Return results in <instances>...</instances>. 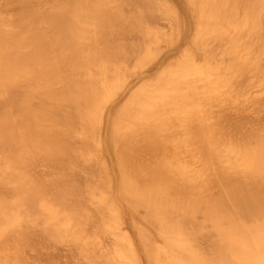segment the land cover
I'll list each match as a JSON object with an SVG mask.
<instances>
[{
    "label": "bare ground",
    "instance_id": "bare-ground-1",
    "mask_svg": "<svg viewBox=\"0 0 264 264\" xmlns=\"http://www.w3.org/2000/svg\"><path fill=\"white\" fill-rule=\"evenodd\" d=\"M2 1L1 16L5 11L11 12L9 7L12 5L9 4L17 3L13 15L18 17L12 15L13 23H19L15 21L19 17H28L23 20L29 25L30 19L32 27L27 28L25 24L22 27L27 30H24L20 28L21 22L15 24L26 31L20 34L18 28L9 26L20 33L11 30L9 24L5 25L6 20L0 16V250L3 249L0 252L4 253L0 254V264H10L9 254L12 260L16 256L18 260L24 258L21 263L25 260L24 264H30L35 260L33 256L40 258L49 254L52 248L51 254L45 255L46 258L41 256L35 262L49 258L52 264L64 261L66 264V260L60 262L61 258L71 255L77 264H264V122L260 121L263 126H259L260 122L258 124L253 116L250 117L257 127L249 124L251 121L246 118L244 122L242 118L241 122H234V117L222 124L224 126L218 123L222 126L219 127L216 115V122L212 119L216 124L206 122L209 117L205 118L204 110L210 109L209 102L208 105L204 103L208 108L201 104L206 98V101L213 100V94H208L210 98L207 96V89L213 92L217 85L213 83L222 80L220 75L216 77L222 69L223 76L224 69H228V74L241 69L239 75L236 73L238 78L244 74L246 64L243 63L248 62L250 53L246 56L247 61L245 57V62L240 59L243 63L238 57L235 58L238 62L232 59L238 54H234V51L238 52L234 48L242 42L235 40L237 44H234L233 40L231 44L235 47L230 45L233 48L229 47L228 52L222 50L234 54L227 56L232 62L222 56L221 59L229 62L227 64L215 59L220 50L215 53L218 45L215 44V48L211 45L217 37H222L221 43L231 40L229 34L223 41L232 29L222 33L224 36L221 32L227 25L232 28L237 24L232 22L237 19L233 14L238 12L234 10L241 0ZM244 1V5L250 4L249 10L242 3L239 6L246 8V12H241L249 19L241 15L246 20H242L244 24L239 27L248 32V23H252L248 21L255 15L259 18L262 11L264 13V0ZM165 2L172 6L171 10ZM228 3L232 5L228 6ZM15 4L12 8L17 6ZM178 11L183 17V25L180 29V22L173 26H178L176 33L177 28L173 29L172 23L179 21ZM18 12H25L26 16L24 13L20 16ZM204 12L210 13V23L203 24L206 20L202 21ZM228 12L232 15H225ZM262 15L259 19L263 22ZM229 16H234L231 17L233 20ZM41 22L46 23L45 27ZM239 24L233 30H242L238 28ZM260 24H250V27H260ZM168 28L174 32L170 34ZM261 29L260 32L253 31V35L261 33ZM241 32L238 33L243 37ZM172 33H176V37ZM236 36L239 35H234L238 39ZM211 37L215 39L211 41ZM221 43L220 49L224 44ZM254 44L256 51L263 43ZM244 45L241 47L245 48ZM252 46L249 44L248 47ZM193 49L202 56L204 54L206 65L195 63L200 55L197 53L195 58ZM254 63H250L253 73L257 66L261 68L259 62L258 65ZM248 66L244 71H248L247 74L250 73L246 70ZM212 74L218 79L216 82ZM228 76L224 77L226 82H221L233 83L227 91L226 86L222 87L221 91L225 89L222 97L236 82L235 74L234 78ZM255 76L250 77L254 79ZM261 76L257 77L261 79ZM208 77L214 82L206 81ZM249 79H238L236 84L241 80L247 81L246 84ZM209 84L210 87L214 85L213 89ZM262 87L260 91L264 90ZM244 89L245 92L248 90ZM230 91L231 97L233 92ZM234 93L236 95V91ZM218 97V103L222 101L223 104L225 98ZM195 98L199 101L193 103ZM198 103L203 113L201 109L198 111L195 105ZM220 103H216L219 108ZM169 106L175 111L171 113ZM191 106L193 109L196 106L198 115L192 109L195 116H191L192 112L188 111ZM230 106L229 103V109ZM228 108L232 114L233 110ZM214 110L213 113L220 111ZM173 111L179 114L176 112L172 117ZM223 114L220 116L224 117ZM174 121L179 125L174 126ZM178 133L184 134V145ZM176 138H181L180 144L184 146L181 151L177 149ZM35 155H42L43 160L40 157L38 160ZM32 161L37 164L40 161L41 165L50 161V166L38 168L40 164L35 165ZM22 168L30 173H27L28 180L25 177L23 181L21 177L19 182L15 176ZM37 192H43L47 201L40 196L37 199ZM46 193L52 194L53 199ZM41 233L44 236L52 234L48 239L43 236L46 248L42 242L38 244L42 252L35 245L39 240L34 239L35 236L43 241L39 238ZM67 234L71 236L67 237ZM11 235L17 237L14 240L16 244L19 241L18 245L24 240L34 243L33 255H24L32 248L22 244L24 251L20 249L22 246H15L21 252L12 248L18 252L12 256L14 252L10 248L14 245L11 243L15 242ZM60 237L62 241H56ZM50 238L56 245L57 242L62 245L64 241L62 251L57 250L59 244L55 246L57 248L55 244L51 245ZM20 239L23 240L21 243ZM4 240L8 241V246ZM6 249L12 252L7 255ZM35 249L41 254H34ZM14 260L12 264L16 263ZM70 262L67 264L75 263Z\"/></svg>",
    "mask_w": 264,
    "mask_h": 264
},
{
    "label": "rangeland",
    "instance_id": "rangeland-1",
    "mask_svg": "<svg viewBox=\"0 0 264 264\" xmlns=\"http://www.w3.org/2000/svg\"><path fill=\"white\" fill-rule=\"evenodd\" d=\"M239 1H240V0H239ZM243 1H244V0H241L240 3H238L237 5L239 6ZM0 2L2 3L3 1L0 0ZM167 3H168V2H167ZM167 3L165 2V4H166L167 6L169 5V10H171V9H172V6H171L170 4H167ZM245 3H246V1H244V4H245ZM14 4H15V3H14ZM14 4H9V6H11V5L14 6ZM16 4H17V3H16ZM16 4H15V5H16ZM230 4H231V3H230ZM244 4L242 3V5H244ZM231 5H232V4H231ZM231 5H229V3H228V6H231ZM237 5H236V6H237ZM242 5H241V6H242ZM12 6H11V8L9 7V9H10L11 12H6V11H5V12H3V16H4V17L1 16V15H0V16H1L2 18H4V20H6V21H5V25H8V24H9L8 27L11 26V27H14V28H16V29L18 28V30H19L20 32H22V33H20L19 31H17L16 29L14 30L13 28L9 27L11 30L17 31V32H19L20 34H25L26 31H24V30H27V29H25V27H27V28H28V26H29V27H32V25L30 24L31 20H30V19H29L30 21L28 20L29 25H27V24H26L27 21H24V20H27L26 18H28V17H26V18L19 17V18L16 19L15 21H16V22H19V23L21 22V23H20V24H19V23H13V19L11 18L12 15H13V12H14L13 9H17V8H18V4H17V6H15V8H12ZM170 6H171V7H170ZM238 6L236 7V10H234V12H235V11H238V12L233 14V15H235V18H236V16H237V19H234V20H233V19H231L232 16H231V17L229 16V17H230V20H233L232 22L235 21V23H237V24H239L242 20H244V19L246 20V18H248V16L245 15L244 12H241V11H245V12H246V8H247V7H248V9H247V11H248V10H249V6H250V4H249V6H247V4L244 5V7L246 6V8L243 7L245 10H244L243 8H240V6H239V8H238ZM228 8H229V7H228ZM228 8H227V9H228ZM230 8H231V7H230ZM230 8H229V9H230ZM9 9H8V11H9ZM237 9H238V10H237ZM239 9H240V11H239ZM230 10H231V9H230ZM16 11H17V10H15V13L17 14ZM231 12H233V11H231ZM231 12H228L229 14H225V13H224V14H225V15H230ZM1 13H2V12H1ZM15 13H14V14H15ZM22 13H24L23 16L25 17V16H26V15H25L26 13H25V12H22ZM22 13H21V12H18V15L20 14V16H21ZM171 13H172V12H171ZM177 13H178V14H177ZM177 13H175V14H177V18L179 17V18H178L179 21L177 22V24H175V23H174L175 21H174V22L172 23V27H173L174 25H175V26L178 25L179 22H180V24L183 22V21H182V20H183V19H182L183 17L181 16L180 12L178 11ZM204 13H205V15H204L202 21H203L205 18H206V20H205V22L203 21V24H204V23H210V22H211V18H210V16H208V15H210V13H209V14H208V12H204ZM226 13H227V12H226ZM238 13H240V15H239ZM242 13H243V14H242ZM247 13H248V12H247ZM247 13H246V14H247ZM262 13H263V11H262ZM262 13L260 14V17H259V18H261ZM166 14H167V13H166ZM168 14H169V13H168ZM206 14H207V15H206ZM231 15H232V14H231ZM241 15H242V16H246V18H245V17H241ZM13 16L18 17L17 15H13ZM169 16H171V14H169ZM238 16H239V17H238ZM263 16H264V13H263V15H262V20H263V22L261 21V19L258 18V15H257V17H256V15L253 16V18H254V17H255V18H258V19L260 20V23H261V24L258 22V19L255 20V18H254V19L251 18V20H249V21L247 20L248 22H251V21H252V23H250V24H252V26H254V25H256V24H260V27H258V25H257L256 28H255V27L251 28L252 26L248 23L249 26H247L248 28L246 27L247 29H249L248 32H247L245 29L240 28V27L243 26V24H244L243 21L238 25V28L242 29L243 31H242V30H240V31H239V30H238V31H237V30H233V29L235 28L234 26L237 27V24H236V25L234 24V26H233V24H232V26H233L232 28H230V26L227 25L226 28H225V29H227V30L222 29L223 32H221V34H222V33H225V34H226L228 31H230V30L232 29L230 32H228V33L225 35V38L223 37V38H224L223 41H225V40H227V39H226V36L230 34V35H231V36H230L231 40H230V41L228 40L229 42H228V41H225V42L222 41V42L224 43V44H223V43H221L220 38H222V37H220V36H221V35H220V36H219V37H220L219 39H217V38H218V37H217V38H216V41L213 40V41H215V43H214V42H212V43L210 42L211 45H213V46H212L213 48H215V46H214L215 44L218 45V47L216 46V48H215L216 50L214 49V52H215V53L218 52L219 50L221 51V52H220V51L218 52V53H219L218 57H220V55H221L220 58L216 57V55H217L218 53L215 54V57H216L215 59H218V60H219V61H218V60H216V61H218V62H222V60H223V59H221L222 56H223V57L226 56V58H227V56L229 57L231 54H233V53H227V54H226V53H224V52H226V51L228 52V50H229L230 48H233V47H230V45H232V46L235 47L236 45H233V43H234V44H235V43L237 44L236 41H239V43L242 42V43H240V44H242V45H244V44L246 43V44L244 45L245 48H242V47H241L242 45H239V44H238V45L242 48V50H245V52H247V53H246V54H245V52L243 53L242 50H241V51H242V52H241L240 49H239L240 47H238V45H237V46L234 48V50L236 49L238 52H235V51H234V54H236V53H238V54L243 53V55L241 54L243 57L240 56V55L237 56L238 54H236L235 56H234V54H233L231 57L234 56V58H232V59H234L235 62H238V59H239V60L242 59V60L244 61V57H245V59H246V56L248 55V53L252 54V53L255 51L254 49H256V48L254 47V49H253V46H252V45L256 46V44H254V42H257V45H258V43H259V44H262V43H263V44L261 45V47H259L260 45L257 46L258 49L255 51V54H257V55L252 54L251 56H249V55H250V54H249V55L247 56L248 62H245V61H244L245 63H243L242 60H240V62L243 63L244 65L246 64L247 66L250 65L251 62H252V64H253L254 62H255L254 64H256V63L259 62V63H260V66H259V67H261V68L263 67V68H264V65H263L264 62L262 63V57L264 58V56H262V54L264 53V50H263V49H264V47H263V46H264V41H263V40H262L263 42H262V41H259V42H258V41H255V39H258V40H260V39H262V38L264 39V37H263V36H264V35H263V34H264V31H263V30H264V24H263V23H264V19H263L264 17H263ZM16 17H15V18H16ZM208 17H209V18H208ZM240 17H241V18H240ZM13 18H14V17H13ZM15 18H14V19H15ZM207 18H208V21H207ZM232 18H234V16H233ZM11 19H12V20H11ZM20 19H22V21H21ZM23 19H24V20H23ZM225 19H226V18H225ZM228 19H229V18H228ZM238 19H241V20H239V22H236ZM248 19H249V18H248ZM18 20H19V21H18ZM180 20H181V21H180ZM230 20H229V21H230ZM11 21H12L13 24H12V23H11V24H10V23H7V22H11ZM202 21H201V22H202ZM24 22H25V23H24ZM232 22H231V23H232ZM244 22H245V21H244ZM255 22H256V24H254ZM242 23H243V24H242ZM15 24H19V25H21V27H20V26H19V27H20V28H24V30H21V29L18 27V25L16 26ZM25 24H26V25H25ZM45 24H46V23H45ZM45 24H42V22H41V25H43L44 27H45ZM180 24H179V27L177 26L179 29L182 27L183 23H182L181 25H180ZM241 24H242V25H241ZM253 24H254V25H253ZM262 24H263V26H262L263 29H261V25H262ZM24 25H25V27H22V26H24ZM47 25L49 26V24H47ZM240 25H241V26H240ZM239 26H240V27H239ZM250 26H251V27H250ZM172 27H171V28H172ZM177 27H175V28L173 27V29H176ZM46 28H49V27L46 26ZM178 28L176 29V33H177V30H179ZM213 28H214V26H212V29H213ZM254 28H255V29H254ZM169 29H170V28H168V31H170V34H171V32H174V31H171V30H173V29H170V30H169ZM228 29H230V30H228ZM236 29H237V28H236ZM251 29H253V30L251 31ZM259 29H261V33H259V32H260ZM256 30L259 31V32H255L256 35H253V34H254L253 31H256ZM23 31H24V33H23ZM213 31H214V30H213ZM226 31H227V32H226ZM234 31H237V32H236L237 34H235ZM241 31L243 32V34H241V35H243V37H242V36L240 37V33H238V32H241ZM244 31H245L246 33H244ZM262 31H263V33H262ZM215 32H216V31H215ZM242 32H241V33H242ZM250 32H251V33H250ZM176 33H175V34L172 33V36L177 35ZM249 33H250V35H249ZM257 33H258V35L260 34V36H261V34H262V37L259 38L258 35H257ZM244 34H245V35H244ZM234 35H239V36H236V38H238V37H239V38H242V39H244V41H243L242 39L239 40V38H238V39H235V38H234ZM248 35H249V37H248ZM222 36H224V35L222 34ZM245 36H246V37H245ZM254 36H255V38H252V37H254ZM174 37H176V36H174ZM227 37H229V36H227ZM257 37H258V38H257ZM212 38H213V37H211V41H212ZM246 38H248L249 41H248V40L246 41ZM249 38H251V39H253V40H251V39H249ZM213 39H215V38H213ZM228 39H229V38H228ZM218 40H220V41H218ZM233 40H234V42L231 44V42H232ZM235 40H236V41H235ZM217 41H218V42H217ZM245 41H246V42H245ZM250 41H251V42H250ZM252 41H253V42H252ZM219 42L221 43V45L223 44V45H226V46H224V48H223V45H222V46H221L222 49H220V47H219V46H220V45H219ZM247 42H248V43H247ZM260 42H262V43H260ZM213 43H214V44H213ZM229 43H230V44H229ZM243 43H244V44H243ZM251 43H252V44H251ZM227 44H228V47H227ZM249 44H250V46H252V48H251V47H248ZM247 45H248V46H247ZM244 46H243V47H244ZM246 46L250 49L249 52H248V49H246V48H247ZM226 47H227L228 49H226ZM229 47H230V48H229ZM237 47H238V48H237ZM262 47H263V49H262ZM224 49H225V50H224ZM259 49H260V51H259ZM261 49L263 50L262 53H261V51H262ZM222 50H223L224 52H222ZM193 51H194V54H195V55L193 54L194 57H195V56H198L199 52H195V51H197V50H195V49H193ZM257 51H258V52H257ZM240 52H241V53H240ZM192 53H193V52H192ZM197 53H198V54H197ZM220 53H223L224 55H223V54H220ZM259 53H261V55H260ZM225 54H226V55H225ZM228 54H229V55H228ZM199 55H200V54H199ZM263 55H264V54H263ZM199 57L201 58V59L198 58L199 60H198V59H197V60L195 59V58H197V57L194 58V59H195V63L206 65L205 62H206L207 59H206V58H203V57H205L204 54H203V56H202V53H201V55H200ZM236 57H238L237 60H235ZM250 57H251V60H250ZM256 57H257V59H256ZM220 59H221V60H220ZM230 59H231V58H230ZM230 59L227 58V59H225V60H228V61L230 62ZM232 59H231V62L233 61ZM247 59H246V61H247ZM252 59H254V60L256 59V60L254 61V60H252ZM258 59H259L260 61H259ZM263 60H264V59H263ZM223 61H224V60H223ZM228 61H224V63L226 62L225 64H227V63H229ZM256 61H257V62H256ZM240 62H239V63H240ZM215 63H216V62H215ZM241 63H240V64H241ZM248 63H249V64H248ZM261 63H262V64H261ZM252 64H251L250 66H248V68L246 69V70H248V69L250 70V73H249V74L246 73V72H248V71L244 72V71H245V68H246V67H245L246 65L244 66V69H243V70H244V71H243L244 74L241 72V73L243 74L244 77L247 76V77H245V78H248V77H250V76L254 77V76L256 75L254 79H253L252 77H250L251 79L248 78L249 81L251 80V82L248 81V83H246V84H248V85L250 84L249 87H248V85L245 84V82H247V81H244V83L242 82L243 79H244V80H248V79L243 78L242 75H240V76H242V77H240V78H238L239 76H238V77L236 76V75H237L236 73H238V75L240 74V71H242L241 69H238V68H237V70H239V71H237L236 73H234L235 76L237 77V78L235 79L236 82H237L238 79H239V81H240V79L242 78L241 82L243 83V84H242V83L240 82V83H241V84H240L239 81H238V83H239L240 85H242V87H239V84L237 83V84H238V86H237L236 82H234L235 85L233 84V87H232V88H229L233 93L236 91V95H237V97H236L235 93H234V94L231 93V97H230V94L228 93L230 90H228L227 93L225 92L226 95L223 94V96L225 95L226 97H225V96L222 97V94H221V93H223V91L225 90V89H224L225 86L227 87V88H226V91H227L228 87L233 83L232 81H230V79L232 80V79L235 77L234 74H232V73L235 72V71H233V72L230 71L231 73L228 74V73H229L228 69H224V70H226V72L224 71L225 74H227V75H229V76H232V75H233V76H232L233 78H231V77H230V79L227 78V79H229V80H227V81H228V82L230 81V82H229V85H227L226 83H222V82H221V81H225V82H226V79L224 80V77H225V78L227 77V75L225 76V74H224V76H223V73H222V70H223V69H222L220 72H218V73H220V74H218V73L216 74V77H217V75H218V76L220 75V76H219V77H220L219 79H222V80H218V79H217L218 82L220 81V83L217 82V83H213V84H214V85H215V84H217V85L220 84L221 86H219V87H215V86H217V85L214 86V85L212 84V86H214V89H213L212 86H211L212 88L210 87L211 84H209V87H210L211 89H213V92H212V91H209V90L207 89V91L209 92V93H207V96H208V94H209V96H210L211 94H213L212 97H213L214 103H213V100H211L212 105L210 104V103H211L210 100H209V101H206V100H208V98H206V96H205L206 93H205V95H204V98H206L205 101H203L204 99H203V100L201 99V100L203 101V103H201V102H200V103H201V104H204V103L209 102V107H210V109H209L205 104H204L205 106H204L203 108H208V110H211V111H212V109H213V110H214V109H215V110L220 109V111L218 110L220 113L217 112V111H215V110H214L215 113H213V111H212V112H208L207 109H206L207 112L204 110V114L207 115L205 118L209 117V120L206 119V120H207L206 122H208V121L212 122L213 120L215 121V118H218V120L221 121V122H218V120L216 119V120H217V124L215 123L216 121H215V122L213 121L212 123H215L216 125H218V123H221V125H222V124L225 125V124H226L225 122L228 123V122H229V119H230V121H231V120H233L234 117H235L234 120H233L234 122H236V121L238 122V120L240 121L241 118H242V120H243V121H242V120H241V121L244 122V119H245V118H246L248 121H251V118H250V117H252V116H253L252 118H254V120L257 121L258 124H259V122L262 121V120H263L262 122H264V119H260V120H258V118H260V117L264 118V114H263V116H261L262 113H264V112H263L264 109L262 110V109L259 108V107L264 108V107H262V106H264V93H263L264 90L260 91L261 87L264 85V83H263L264 73L261 72V71H262L261 68H257L258 66H257L256 68L253 67V68H255V71H254V73H253V69H251L252 66H253ZM211 65L214 66V62H212ZM256 65H258V64H256ZM256 65H255V66H256ZM205 67H206V66H205ZM208 68H209V67H208ZM241 68H242V67H241ZM263 68H262V69H263ZM205 69H206V68H205ZM256 69H259L260 72L257 73L256 71H258V70H256ZM251 70H252V71H251ZM263 70H264V69H263ZM227 71H228V72H227ZM221 73H222V74H221ZM261 73L263 74V76H261ZM213 74H215V73H213ZM213 74L211 75V77H214V81H215L216 79H215V76H213ZM253 74H255V75H253ZM204 75H205V74H204ZM259 75L262 77L261 79L258 78ZM229 76H228V77H229ZM257 76H258V77H257ZM257 78H258V79H257ZM22 79H23V78H22ZM211 79H212V80H209V77H208L206 81H209V82L212 83L213 78H211ZM259 79L261 80V82H262L263 84H261V82L259 81ZM20 80H21V78H20ZM217 80H216V81H217ZM235 80H233V81H235ZM257 80H258V82H257ZM206 81H205V84H207ZM214 81H213V82H214ZM216 81H215V82H216ZM255 81H256L257 84L254 83ZM209 82H208V83H209ZM228 82H227V83H228ZM231 82H232V83H231ZM252 82H253V83H252ZM221 83H222V84H221ZM200 84H201V83H200ZM252 84H256V85H255V86H254V85L251 86ZM259 84H260V85H259ZM261 85H262V86H261ZM231 86H232V85H231ZM234 86H235V87L237 86V88L239 87V89H241V90H240L241 92H239V89L236 90L237 88L235 89V91H233L234 88H235ZM243 86H244V87H243ZM256 86H257V87H256ZM209 87H207V88H209ZM222 87H224V88H223V91H221ZM210 88H209V89H210ZM215 88H216V90H215ZM218 88H220L219 91H221V92L218 91ZM244 88H247L248 90L245 92L246 89H244ZM251 88H252V90H250ZM257 88H258V89H257ZM263 88H264V86L262 87V89H263ZM253 89L257 91L258 96H257L256 93H255V95H254V92H255V91H253ZM214 90L216 91V93L218 92V95H216V93H215ZM243 90H244V91H243ZM207 91H206V92H207ZM231 91H230V92H231ZM237 91H238V92H237ZM242 91H243V92H242ZM248 91H251V92H248ZM252 91H253V92H252ZM259 91H260L262 94H261ZM210 92H212V93H210ZM214 93H215V94H214ZM240 93H241V94H240ZM242 93H243V95H242ZM244 93H245V94H244ZM219 94L221 95V98H222V99L225 98V100H226V99L228 100V101H227V100H226V101L223 100V102H224L223 104H224V105L222 104V101H221V103L219 102L220 105H222V106H220L221 108L218 107L217 104H219V103H218V101H217V99H216L217 96L220 97ZM238 94H240V95H238ZM247 94H248V95H247ZM252 94L255 96V98L253 97ZM260 94H261V95H260ZM215 95H216V96H215ZM232 95H233V96H232ZM246 95H247V97L249 98V100L247 99ZM249 95H250V96H249ZM251 95H252V97H251ZM209 96H208V97H209ZM228 96H229V97H228ZM243 96H245V97H243ZM262 96H263V98H262ZM3 97H4V96H3ZM212 97H211V99H212ZM219 97H218V98H219ZM232 97H233L234 99H233ZM242 97H243V98H242ZM250 97H251V100H252V99L255 100L256 98H257V99L255 100V102H254L253 100H252V102H251ZM209 98H210V97H209ZM221 98H219V99H221ZM237 98H238V99H237ZM239 98H240V99H239ZM261 98H262V99H261ZM196 99H197V98H195V100L192 101V102H193V103H196V102L199 101V100L196 101ZM222 99H221V100H222ZM229 99L232 101V103H231V101L229 102ZM235 99H236V100H235ZM241 99L243 100V101H242L243 103L245 102V103H244L245 105H244L243 107H241V106L243 105L242 102H241ZM258 99H260V100H258ZM215 100H216V103H217V104L215 103ZM233 100H234L236 103H235ZM239 100H240V102H239ZM261 100H262V102H261ZM195 101H196V102H195ZM246 101H249L251 104L248 102V103H249V106H248V103H247ZM192 102H191V104H192ZM228 102L231 104L230 109L228 108V106H229V103H228ZM238 102H239L240 104H239ZM256 102H258V103H256ZM225 103H226V104H225ZM253 103H255V104H253ZM191 104H189V105H191ZM198 104H199V103H198ZM198 104H195V105H197V107H198V111H200V109H201V111H202V113H203V110H202V108H201V107H202L201 104H199L200 107L198 106ZM214 104L217 105V106H215ZM227 104H228V106H227ZM238 104H239V106H238ZM193 105H194V104H192V106H193ZM207 105H208V103H207ZM213 105H214V106H213ZM225 105H226L227 107H225ZM232 105H233V106H232ZM235 105H236V106H235ZM251 105H253V106L250 107ZM254 105H255V106H254ZM259 105H260V106H259ZM171 106H172V105H171ZM171 106H169V109H171ZM174 106H175V105H174ZM192 106H191V109L189 108L190 110L188 109V111L192 112V113L189 112L190 114H192L191 116H195V115H193V110L195 109L194 113L196 114L197 109H196V106H195L194 109H193L194 106H193V107H192ZM223 106H224L226 109L223 108ZM245 106H246L248 109H247ZM175 107H176V106H175ZM175 107H174V109H175V110H178L177 107H176V108H175ZM189 107H190V106H189ZM235 107H236V108H235ZM238 107H239V108H238ZM240 107H241V108H240ZM253 107L255 108V111H254V108H253ZM227 108H228L229 110H233V111H232V114H231V111L229 112V111L227 110ZM231 108H232V109H231ZM234 108H235L236 110H235ZM242 108H243V109L245 108L244 110H246V113H247V114L245 113L244 110H242ZM250 108H251V109H250ZM258 108H259V109H258ZM174 109H173V107H172V109L170 110V112L172 113V110H174ZM192 109H193V110H192ZM222 109H224V110H222ZM237 109H238V110H237ZM257 109H258V110H257ZM175 110H174V111H175ZM226 110H227V111H226ZM250 110H251L252 112H251ZM174 111H173V114H170L171 116H172V115L175 116L174 113H176L177 111H176V112H174ZM188 111H187V112H188ZM221 111H222L223 113H225V114L222 113V114L224 115V117H223V116H222V117L220 116V115H222V114H221ZM237 111L240 112V113H241V111H242V112H244V114L241 115V114H239ZM247 111H249V112H247ZM253 111H254L255 113H257L258 115L255 114ZM261 111H262V113L260 114ZM168 112H169V110H168ZM226 112H227V113L229 112V114H227ZM177 113L179 114V112H177ZM177 113H176V114H177ZM198 113L200 114L199 116L202 115L200 112H198ZM209 113H212L211 115H214V116H212V117H211V115L209 116ZM249 113H250V114H249ZM251 113H253V115H252ZM226 114H227V115H226ZM196 115H198V114H196ZM215 115H216V117H215ZM218 115H219V116H218ZM228 115H229V117L231 116L232 119L229 118ZM202 116H203V115H202ZM202 116H201V117H202ZM204 116H205V115H204ZM226 116H227L228 118H227ZM236 116H237V117H236ZM246 116H247V117L249 116L248 118H249L250 120H249ZM255 116H256V118H255ZM172 117H173V116H172ZM172 117H170V118H172ZM214 117H215V118H214ZM219 117H220L221 120L219 119ZM225 117H226L228 120L225 119ZM243 117H244V118H243ZM257 117H258V118H257ZM174 118H175V117H174ZM222 118H223V120H222ZM172 119H173V118H172ZM212 119H213V120H212ZM236 119H237V120H236ZM256 119H257V120H256ZM174 120H175V119H174ZM224 120H225V121H224ZM226 120H227V121H226ZM172 121H173V120H172ZM222 121H223V122H222ZM241 121H240V122H241ZM255 121H251V122H249V124H250V123H251L252 125L255 124V125H257V127H258V124H257ZM176 122H177V121H176ZM176 122L174 121V123L176 124V125H174V126H177V124L179 125V123H176ZM254 122H255V123H254ZM262 122H260L259 126L263 124ZM174 123H172V124H174ZM261 123H262V124H261ZM170 124H171V123H170ZM213 125H214V124H213ZM221 125H220V126H221ZM224 125H222V126H224ZM263 125H264V124H263ZM263 125H262V126H263ZM218 126H219V125H218ZM220 126H219V127H220ZM222 126H221V127H222ZM225 127H226V126H225ZM255 127H256V126H255ZM181 128H182V127H181ZM261 128H262V127H261ZM261 128H260V129H261ZM176 134H177V133H176ZM179 135H181V134L178 133V136H179ZM182 135H184V134L182 133ZM182 135L179 136V137L182 138V137H183ZM185 135H186V134H185ZM178 136L176 135V137H178ZM185 137H186V136H184V138H185ZM181 138H179V139H181ZM179 139L176 138V139H175V142H176V140H177V142H179V144H177V145H179V146H177V147H179L180 149H179V148H177V149L181 151V149L184 148L183 145H184L186 139H183V138L181 139V140H182L181 143H183V145L180 144V141H181V140H179ZM178 140H179V141H178ZM182 146H183V147H182ZM179 155H180V154H179ZM36 156H37V155H35V158H37V159L39 160L38 157H40V156H42V155H40V156L38 155V157H36ZM44 156H45V155H44ZM180 156H181V155H180ZM47 157H48V156H47ZM42 158H43V156H42ZM45 158H46V156H45ZM45 158H44V159H45ZM46 159H47V158H46ZM48 159H50V158L48 157ZM48 159H47V160H48ZM181 159H182V158H181ZM184 159H185V158H184ZM38 160H37V161H38ZM40 160L42 161L43 159H41V157H40ZM182 160H183V159H182ZM45 161H46V160H45ZM32 162L35 163V165H38V166H39V164H40V163H39L40 161L38 162V164H37V162H34V161H32ZM43 162H44V161H43ZM49 162H50V161H49ZM49 162H48V163H49ZM41 163H42V162H41ZM44 163H45V162H44ZM48 163H47V162H46V164H43V163H42L43 165L40 164V166H39L38 168H42V167H44V165L47 166V165H49ZM41 166H42V167H41ZM49 166H50V165H49ZM49 166H48V167H49ZM31 167H34V166L31 164ZM35 167H36V166H35ZM11 168H12V167H11ZM31 169H32V168H31ZM33 169H34V168H33ZM20 170H21V171H18V172L16 173V176H15L16 179L18 178L17 180H18L19 182L22 181V179H23V181H25V177H26L27 180H28L29 174H27V173H30V172L28 171V169H24V170H23V168H22V169H20ZM24 171H25L26 173H25ZM20 172H21V173H20ZM24 173H25V174H24ZM17 175H19V177H17ZM21 177H23V178L21 179ZM27 180H26V181H27ZM200 186H202V185H200ZM200 188H201V187H200ZM47 193H48V192H47ZM47 193H46V196H50L49 198L51 199V198H52V194L49 193L50 195H47ZM35 195H36V194H35ZM41 195H42V196H43V195L45 196V194H44L43 192H42V194H41V192H40V193L37 192V199L41 197L42 199L44 198V200H46V199H45L46 197H44V196L42 197ZM39 196H40V197H39ZM49 198L47 197V199H49ZM52 199H53V198H52ZM46 201H47V200H46ZM53 201H54V200H53ZM50 202H52V200H50ZM52 203H53V202H52ZM56 203H57V202H56ZM54 204H55V203H54ZM55 206L57 207V204H55ZM24 212H25V211H24ZM41 234H42V233H41ZM55 234H56V233L53 234V237H54ZM51 235H52V234H51ZM51 235H48V236L50 237ZM65 235H66V234H65ZM67 235H68V234H67ZM69 235H70V234H69ZM69 235H68L67 237H69ZM40 236H41V235H39V238H43V241H42L41 239H37V237L35 238V236H34V239H35V240H39V242H37V241H36V242H35V241H32V242L37 243V244H35V245H37V249H38V246L40 245L41 242H42L41 245L43 246V244H44V246H45V242H44L45 239H44V237H45V238L47 237L46 239L49 238L48 236H44L43 234H42V237H40ZM43 236H44V237H43ZM58 236H59V235H58ZM62 236H64V235H62ZM62 236H61V237H62ZM70 236H71V235H70ZM9 237H10V236H9ZM14 237L17 238L15 235H14V236L11 235L12 242H15V243H11V244L14 245V247H11V245H10L11 248H10V247H7V248H10V249L14 248V249H16L17 247H15V246H18V248L22 246V247L20 248L21 251H22V250H23L22 248H23V246H24V245H22V244H25V245H26L27 247H29L30 249L32 248L31 250H28L29 252H28L27 254H26V251H25V253H24V255H29V254L32 252L33 248L35 247V246L32 247V244L34 245V243L31 244V243H30L31 241L26 242L27 240H24L26 243H25L23 240H22L23 243H21L22 241H21V239H20V243H21V245H20V244L18 245V242H19V241H17V244H16V240H14ZM55 237H57V236H55ZM61 237H60V238H57V239L55 238L56 241H57L58 239H59L58 241H60V240H61ZM67 237L64 236V238H67ZM11 238H10V239H11ZM51 238H52V237H51ZM51 238H50V240H49V241L51 242V245L53 246V244H55V245H54V247H55V246H57V245L59 244V246H57L58 248H57V247H55V248H57V250H58V249H61L60 251H62V248H61V247L63 246L64 241H63V243H61L62 245H60L59 242H57V245H56V243H53L54 240H52L53 242L51 241ZM64 238H62V239H64ZM1 239H2V238H1ZM3 239H4V238H3ZM5 239H6V238H5ZM8 239H9V238H8ZM52 239H54V238H52ZM69 239H70V238H69ZM18 240H19V238H18ZM40 240H41V241H40ZM67 240H68V238H67ZM67 240H65V242H66ZM4 241H5V240H4ZM6 241H7V240H6ZM6 241H5V242H6ZM9 241H10V240H9ZM47 241H48V240H46V242H47ZM56 241H55V242H56ZM61 241H62V240H61ZM10 242H11V241H10ZM10 242H9V244H10ZM159 242H160V240H159ZM3 243H4V242H3ZM6 243H7V246H8V241H7ZM0 244H1V241H0ZM29 244H31V245H29ZM38 244H39V245H38ZM47 244H48V243H47ZM47 244H46V245H47ZM123 245H124V244H123ZM0 246H1V245H0ZM26 246H25V247H26ZM30 246H31V247H30ZM44 246H43V247H44ZM52 246L49 245L50 249L52 248ZM43 247H42V248H43ZM49 247H48V248H49ZM126 247H127V245H126ZM3 248H4V247H3ZM18 248H17V250H18ZM35 248H36V247H35ZM45 248H46V246H45ZM63 248H64V246H63ZM10 249H6V251H7L6 253H7V255H8V253H11V252H12ZM14 249H12L13 252H14V254L11 253L12 256H13V255L15 256V253L17 252V250L14 251ZM20 249L18 250L19 252H21ZM24 249H26V248H24ZM37 249L34 250V251H35L34 254H36L37 252H39V251H36ZM39 249H41L40 246H39ZM39 249H38V250H39ZM52 249H53V250H52ZM52 249H51V250L54 251V248H52ZM1 250H3V249H1ZM1 250H0V251H1ZM8 250H9L10 252H9ZM26 250H27V249H26ZM44 250H46V249H44ZM47 250H48V249H47ZM55 250H56V249H55ZM57 250H56V251H57ZM124 250H125V249H124ZM23 251H24V250H23ZM48 251H49V250H48ZM48 251H46V252H48ZM52 251H50L49 254H51ZM56 251H55V252H56ZM125 251H126V250H125ZM2 252H3V251H2ZM2 252H0V254H4V253H2ZM40 252H42V249L40 250ZM40 252H39V254H41ZM44 252H45V251H44ZM46 252H45V253H46ZM57 252H59V251H57ZM126 252H127V251H126ZM17 253H18V252H17ZM53 253H54V252H53ZM128 253H129V252H128ZM128 253L126 254V256H127L126 259H127V260L129 259V257H128L129 254H128ZM19 254H20V253H19ZM31 254H32V253H31ZM31 254H30V255H31ZM39 254H37L38 257H39ZM42 254H44V253H42ZM49 254L47 253V254H44V256H42V255H41V256H42V258H43V257L46 258L45 255H49ZM32 255H33V254H32ZM54 255H55V253H54ZM54 255H50V257H51V256H54ZM18 256H19V255H18ZM21 256L23 257V252H22ZM41 256H40V258H41ZM2 257H3V256H2ZM22 257H21V258H22ZM26 257L30 258V257H32V256H26ZM36 257H37V256H35V257L33 256V259L35 258V260H36V259H39V260H40V258H36ZM54 257H55V256H54ZM61 257H63V255H62ZM61 257H60V258H61ZM64 257H65L64 259L61 258V261H60V262L66 260V264H67V262H70L71 260H73V259H71V255H67V256H64ZM66 257H67V258H66ZM69 257H70V258H69ZM9 258H10V259H9ZM17 258H18V257L15 256V257L13 258V260H12L11 255H10V254L8 255V259H9V261H10V264H12V261L15 262L14 259H16V263H15V264H24L23 262H24L25 260H24L22 263L20 262V261H22L24 258H23L22 260H21V259L18 260ZM28 258H26V261H27ZM55 258H56V257H55ZM57 258L59 259V257H57ZM72 258H73V257H72ZM31 259H32V258H31ZM52 259H54V258L52 257L51 260H52ZM28 260H29V259H28ZM35 260H32V262H33V263H36V264H37V263H38V264H39V263L41 264V262H42V264H46V263L49 264V263H51V262L49 261V258L46 259V260H48L49 262L46 261V260H43V259H41L40 262H39L38 260H37V262H35ZM42 260H43V261H42ZM59 260H60V259H59ZM127 260H126V261H127ZM73 261H74L75 263H73ZM73 261H71L70 263L77 264L76 261H75V259H74ZM17 262H18V263H17ZM32 262H31L30 264H32ZM45 262H46V263H45ZM64 262H65V261H64ZM64 262H62L61 264H65ZM127 262H128V261H127ZM26 263H27V262H26ZM26 263H25V264H26ZM27 264H29V262H28ZM51 264H52V263H51ZM68 264H69V263H68Z\"/></svg>",
    "mask_w": 264,
    "mask_h": 264
}]
</instances>
